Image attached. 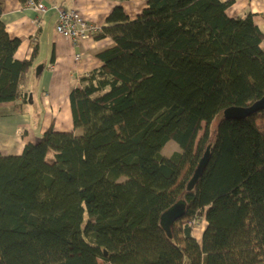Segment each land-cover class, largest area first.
Returning <instances> with one entry per match:
<instances>
[{
	"label": "trees",
	"instance_id": "obj_1",
	"mask_svg": "<svg viewBox=\"0 0 264 264\" xmlns=\"http://www.w3.org/2000/svg\"><path fill=\"white\" fill-rule=\"evenodd\" d=\"M143 1L132 21L113 10L111 46L70 92L83 133L51 126L0 155V264H264V110L224 117L264 98V35L253 14L227 15L234 0ZM19 44L0 19V104L27 99ZM202 124L209 160L187 188ZM169 141L180 152L164 158ZM124 167L141 185L120 198ZM177 199L183 217L161 224Z\"/></svg>",
	"mask_w": 264,
	"mask_h": 264
},
{
	"label": "crops",
	"instance_id": "obj_2",
	"mask_svg": "<svg viewBox=\"0 0 264 264\" xmlns=\"http://www.w3.org/2000/svg\"><path fill=\"white\" fill-rule=\"evenodd\" d=\"M26 1L5 0L0 15L8 34L20 41L15 58L29 61L27 70L20 80V85H26L25 89L20 88L27 96L26 102L17 99L0 104V107L13 105L16 112L0 117V152L8 153L7 156L18 154L22 144L28 141L25 136L28 134H25L24 138H18V134L22 127L30 128L31 114L35 116L37 114L35 108L43 117L41 135L51 126L56 133L75 132L70 92L79 86L82 76L101 65L97 54L111 46L112 40L107 36H101L103 29L108 26L107 19L110 14L115 8L126 9L131 5L126 0H38L48 10L41 17L40 25L37 27L33 23L36 14L26 7ZM139 1L142 5L137 11L138 15L144 5L143 0ZM54 7L76 10L89 22L99 26L101 32L76 46L72 45L54 31L58 18ZM226 13L232 18L253 14L255 24L264 35V0H234ZM76 55H79L78 60L75 59ZM29 94L31 99L28 98ZM11 121L13 128L8 131L12 125ZM35 140L37 136L34 135L30 141L36 142Z\"/></svg>",
	"mask_w": 264,
	"mask_h": 264
},
{
	"label": "rangeland",
	"instance_id": "obj_3",
	"mask_svg": "<svg viewBox=\"0 0 264 264\" xmlns=\"http://www.w3.org/2000/svg\"><path fill=\"white\" fill-rule=\"evenodd\" d=\"M127 2L131 3V5L129 7H127L126 9L124 7L123 8L119 7V8H121L122 10L125 9V12L128 15H126V13L124 11L123 12L129 18V21L135 20L138 16L137 11H138V9H140L142 2L139 0H127ZM141 10H140V12H141ZM140 12H139V14H140ZM75 59H76V56H75ZM25 87H26L25 84L20 85L21 89H25ZM29 96H30V94H29ZM29 96H28V98H29ZM91 99H93V97ZM18 105L21 106V104H18ZM35 110H36L37 114L35 113L36 116L31 114L32 124H31L30 128L29 127H22L19 131L18 138H20L22 135L28 134V135H25L28 140H31L34 137V135L37 136V140H35L36 142L40 139V137H41L40 129H41V123L43 121V117L40 115V111L37 108H35ZM14 113H16V112L14 111L13 105H5V106L0 107V117L2 115L14 114ZM12 126H13V122H12V125L8 128V131L12 130V128H13ZM79 127L80 126H77V128L74 129L75 132L72 133L73 136H80L83 133L84 129L82 128V126H81V128H79ZM205 136L207 139L209 138V137H207V134L205 132V124H202V128L199 130L197 137L195 138L192 153L189 156L184 158L185 163H183V165L180 168L181 172L184 173V172L190 170V164H191V165H193V169L191 170V173L193 174L194 169L196 168L199 160L202 158V156L204 154V148H202V147H204V143L202 142V140H204L203 138ZM209 140H210V138H209ZM174 152H180L178 145L174 141L167 142L160 149V153L164 156V158H169L171 156V154ZM1 154L2 153L0 152V155ZM5 154L8 155V153H6V152H3L2 155H5ZM194 157L196 159H194ZM52 159H53V152L50 151L47 154V161H51ZM140 185H141L140 175L137 172L130 170L127 167H124L123 173L120 176L119 182L115 186V191L118 194V197L125 198V197H128L129 195H132L131 193L134 190L138 189L140 187ZM177 201H178V199L176 200V202ZM191 223L194 226L193 237L196 241L200 242V240L202 238V233H203L204 228L206 226V221L204 220V218H202L201 220H198V219L193 220ZM99 263L102 264V262H99Z\"/></svg>",
	"mask_w": 264,
	"mask_h": 264
},
{
	"label": "built area",
	"instance_id": "obj_4",
	"mask_svg": "<svg viewBox=\"0 0 264 264\" xmlns=\"http://www.w3.org/2000/svg\"><path fill=\"white\" fill-rule=\"evenodd\" d=\"M25 5L35 12L36 16L33 18V23L38 27L41 17L47 12V7L43 5V3L34 0H27ZM56 10L58 18L54 31L61 38L71 42L72 45L76 46L80 42L88 40L101 32L99 26L89 22L76 10ZM78 58L79 55H76V60H78Z\"/></svg>",
	"mask_w": 264,
	"mask_h": 264
},
{
	"label": "water",
	"instance_id": "obj_5",
	"mask_svg": "<svg viewBox=\"0 0 264 264\" xmlns=\"http://www.w3.org/2000/svg\"><path fill=\"white\" fill-rule=\"evenodd\" d=\"M31 99V95L29 96ZM264 110V98L260 101L254 103L250 108H228L224 111L225 118H240L252 112L256 113L258 111ZM209 160V149L203 154L202 158L199 160L188 184L187 188L193 186L197 180L202 176L206 164ZM185 213V202L183 200H178L171 207H169L160 216V223L163 225H168L176 220L183 217Z\"/></svg>",
	"mask_w": 264,
	"mask_h": 264
}]
</instances>
